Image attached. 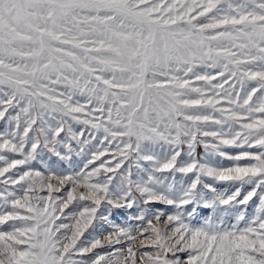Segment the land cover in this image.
Listing matches in <instances>:
<instances>
[{"label": "snow or ice", "instance_id": "obj_1", "mask_svg": "<svg viewBox=\"0 0 264 264\" xmlns=\"http://www.w3.org/2000/svg\"><path fill=\"white\" fill-rule=\"evenodd\" d=\"M0 264H264V0H0Z\"/></svg>", "mask_w": 264, "mask_h": 264}]
</instances>
